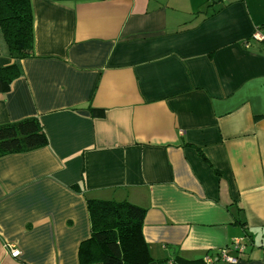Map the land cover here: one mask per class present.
<instances>
[{"label": "crops", "instance_id": "0c3cea01", "mask_svg": "<svg viewBox=\"0 0 264 264\" xmlns=\"http://www.w3.org/2000/svg\"><path fill=\"white\" fill-rule=\"evenodd\" d=\"M29 2L0 125L48 143L0 157V264H80L88 199L145 210L148 264H264V0Z\"/></svg>", "mask_w": 264, "mask_h": 264}, {"label": "trees", "instance_id": "16d2710c", "mask_svg": "<svg viewBox=\"0 0 264 264\" xmlns=\"http://www.w3.org/2000/svg\"><path fill=\"white\" fill-rule=\"evenodd\" d=\"M0 33L9 57L17 62L32 56V12L29 0H0ZM18 76L16 65L0 71V92L9 89ZM93 117L102 110L91 109ZM36 118L0 125V157L36 150L47 145ZM90 237L78 251L80 264H148L152 261L142 236L145 210L128 202L86 200ZM176 264H196L177 257Z\"/></svg>", "mask_w": 264, "mask_h": 264}, {"label": "built area", "instance_id": "2783aa9c", "mask_svg": "<svg viewBox=\"0 0 264 264\" xmlns=\"http://www.w3.org/2000/svg\"><path fill=\"white\" fill-rule=\"evenodd\" d=\"M211 2H215V3H219V2H222L224 0H210ZM253 38L254 39H259L261 38L260 35L258 34V32L254 33L253 34ZM231 247H232V251L235 252V253H238V254H241L244 252V246L240 243L239 240H234L232 241L231 243ZM10 255L11 257L13 258H16L18 257L19 255V251L17 250H14V249H11L10 250ZM214 260L216 261H223L225 263H234L236 262L237 258L234 257V256H231L229 254V248L226 247L224 249H221L220 251H218L217 255L215 258L211 257V256H208L206 255L204 258H203V263L204 264H210L212 263Z\"/></svg>", "mask_w": 264, "mask_h": 264}]
</instances>
